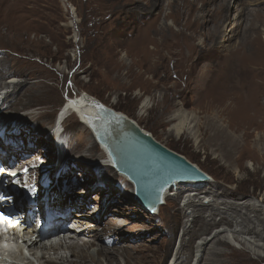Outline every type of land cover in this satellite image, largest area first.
I'll return each instance as SVG.
<instances>
[{
    "label": "rangeland",
    "instance_id": "rangeland-1",
    "mask_svg": "<svg viewBox=\"0 0 264 264\" xmlns=\"http://www.w3.org/2000/svg\"><path fill=\"white\" fill-rule=\"evenodd\" d=\"M130 1L125 0L121 5ZM229 2L235 5L230 11L232 19L241 9L248 8L256 10L246 12L245 23L254 22L256 18L264 21V3L255 8L247 6L249 0ZM113 6L112 0H0V76L4 75L0 80V93L4 94L3 87L11 78H16L21 86L13 95L14 101L3 100L4 95L0 98V145L4 138H12L17 143L16 147L22 149H18L17 155L23 158L16 161V166L39 156L46 160L42 174L50 175L52 181L44 192L52 194L59 186L66 195L68 211L76 214L78 206L81 209L88 205V212H92L89 219L93 212L104 215L101 221L103 229L109 227V219L122 221L127 225L124 228V236L128 239L125 245L131 251L141 250L156 261L165 257L163 264H173L182 244L188 245L186 256L190 254L193 257L196 244L206 237L212 239L218 231L214 228L209 229L206 236L200 231L191 238L183 237L188 222L184 217L173 231L170 220L182 210L183 200L189 192L182 191L175 204H172V199L165 201L161 205V214L150 216L133 198V187L129 182L111 168L99 170L104 155L98 146L93 155L86 152L94 139L91 131L76 116L64 125L61 141L54 134L57 130L46 136L43 132L48 128L52 130L69 99L87 94L107 108L125 114L150 132L156 141L199 165L216 187L221 186L233 194L229 200L224 197L226 199L219 202L251 201L264 209V25L261 24L255 48L254 45L251 48L241 46L244 40L242 32L241 36L235 35L232 41L225 43V51H221L232 53L234 47L236 52L239 49L235 65L247 74H242V80L235 79L238 88L232 91L224 79L228 67L219 63L221 54L212 43L203 49L198 46L203 37L176 25L170 27L171 33L161 35L158 8H147L148 13L139 17L116 13ZM172 11H176L175 8ZM246 16L249 19L246 20ZM172 20L176 24L179 21L186 24L193 17L182 19L173 13L167 18V23H172ZM168 38L169 41L165 42ZM196 45L197 48L193 47ZM199 53L203 57L197 61ZM241 57H246L243 58L245 61L242 62ZM246 80L261 85L257 90L252 87L247 92L263 106V109L259 106L254 110V115H249L255 120L250 119L253 124H249L252 127L248 130L244 128V125L248 126L247 121L242 116L239 118L241 114L236 110V101L232 102L230 98L234 95L230 93H240ZM36 84H43L45 93L51 91L44 102L30 95L36 91L33 90ZM144 103L146 109L142 110ZM182 113L185 119L175 118ZM43 114L48 121L37 118ZM182 120L185 129H191L176 137L169 129ZM221 126L229 133H235V137H241L239 141L245 149L243 155L236 153L235 159H231L220 149L213 138ZM239 157L241 160H237ZM229 160L233 161L230 163ZM58 176H64L60 179L64 181L62 184H58ZM202 190L204 188L194 194L202 193L201 199L209 196ZM81 191L89 195L78 205L75 199ZM205 211L202 214L207 218L209 213ZM247 215L250 212L244 209L228 216V219L235 218L234 225L237 222L245 224ZM223 217L216 213V223L220 224ZM73 219L66 223L67 226L73 225ZM196 229L199 231V226ZM228 235L220 237L228 241L229 246L221 247L224 255L215 261L216 264H264L263 251L256 250L254 254L234 240L236 235ZM113 237L116 236L110 238ZM212 245L211 242L208 248ZM258 253L262 258L257 256ZM203 259L202 264H209L213 260L211 252L206 251ZM189 264L196 263L193 259Z\"/></svg>",
    "mask_w": 264,
    "mask_h": 264
},
{
    "label": "bare ground",
    "instance_id": "bare-ground-1",
    "mask_svg": "<svg viewBox=\"0 0 264 264\" xmlns=\"http://www.w3.org/2000/svg\"><path fill=\"white\" fill-rule=\"evenodd\" d=\"M112 1L114 3L113 6L114 11L119 14L129 13L134 16H139L142 15L143 13L145 14L147 12L146 10L147 8H151V9L158 8L159 13H161V35H163L165 32L171 33L170 27L176 25L182 27L183 30L193 32L194 34L203 37L204 40L198 43V46H200L201 48L204 49L205 47H209V43H212L213 48H215V50L218 49L219 50L218 52H220L221 54L218 57L219 63L222 62L228 68L229 65L231 64L230 74L227 77L226 72L228 68H226V71L224 73V79L226 80L227 85L229 86V88H231L232 91H234L236 87L238 88V86H235V81L239 78H241L242 80L243 77L242 74L245 73L246 71L242 68L239 69L238 65H235L237 62L236 53H239L240 50L238 49L236 52L234 51L236 50V47H234L233 51L230 50L232 51V53L230 52L223 53L225 51L224 50V46H226L225 43L232 41L235 35L241 36V33L244 32L242 33V35L244 36L243 38L244 40L242 39L243 43L241 46H246L248 48H251V46L254 45L255 48L258 43V35L260 32L261 24L264 25L263 23L264 21L262 22V20L260 19L256 20L257 18L255 19L254 22L245 23L244 19L246 12L247 11L251 12L256 9L250 10L248 8H243L241 9L240 12H238L236 17L232 19L230 15V11L233 9L235 5L234 3L231 4L229 0H131L130 2H127V5H121V3L125 0H112ZM115 2L118 3L120 2V3L117 4ZM142 2L145 3V6L142 5ZM262 3L264 2L260 0H254V1L249 0V2L246 4L248 7L258 8L260 5H262ZM174 8L176 11L173 12L172 10ZM171 12L178 14L179 17H181L182 19L186 17H193V20L191 22H187L186 24L181 23L180 21L176 24L175 20L174 21L172 20V23H167V18H170L173 14V13L171 14ZM247 18L248 17L246 16V20ZM151 27L153 26H150L149 28ZM228 34H232V35H230V37L227 38ZM186 40L187 42L189 41V39ZM168 41L169 38L165 42ZM161 42L163 44L165 43L163 41ZM198 46L196 45L193 47L197 48ZM237 46H240V44L239 45L237 44ZM232 48L233 47H230V49ZM257 51L260 52L261 50H257ZM202 57L203 55L200 54L199 59H197V61L202 60ZM243 58L246 57H241L242 62L245 61L243 60ZM243 75L247 76V74H243ZM2 78H4V75L0 76V80ZM260 86L261 85L259 84L256 83L254 84L249 80H246V82H243L241 86L240 93L237 94H235L234 92L230 93V94H234L231 95L230 98L232 102L234 100L237 103L236 110L240 112L239 115L241 114L239 118L242 116L244 121L246 120L248 123V126L244 125V128H247L245 130H248L250 127H252L249 125V124H253L250 121V119L252 121L255 120V117L249 115H254L256 112L254 114L252 113L254 112V110H257L259 106H261L263 109L262 103L261 102L259 103L254 98L250 97L249 92H247V90L249 89L251 90L252 87H255V90H257L258 88H260ZM20 87H21L20 83L16 81V78H11L4 85L3 87L4 94L0 93V98H2V96L4 95L3 100L5 101L7 100V102L14 101V96H15L14 94L17 93ZM44 88L45 86L43 84L40 85L36 84V86L33 87V90L36 91L30 92V95L33 98H37V100L44 102L47 97L46 95L49 92H51L48 91L47 93H45ZM244 90H246V92H244ZM89 100L92 102L95 101L87 94H82L76 98L69 99L62 107L60 111V116L58 115L59 118L57 117L58 118L57 123L54 125L52 130L48 128L46 131H44L43 136H46L50 132L54 133V131L57 130V133L54 134H56V136H58L61 141L60 137L63 129L65 128L64 125L67 123L69 119H71L73 116H76L79 122L83 124L86 128H88L89 131H91L92 139H94V142L92 141L90 142L91 145L86 152L89 153V155H93V153L96 151V146L100 147V150L104 155V158H102L103 160L100 162L99 170L109 169V168L113 169L111 157H109L105 148H103L96 139L98 138V135L101 134L106 135L109 132L110 123L108 122V120L100 119L99 117L100 114L98 115L99 112L97 113L95 112L96 109H92L91 106L94 104L93 103L91 104ZM144 109H146L145 103L143 105L142 110ZM118 114H121V112H118ZM177 117H179L180 119L181 118L185 119V115L183 117V113L177 115L175 118ZM37 118L42 119L44 121H48L45 114L39 115ZM189 129L191 128H188V130ZM143 130L144 131H142V134L148 135L146 133L147 130L145 129ZM185 130L187 129H185L182 120L179 124L171 127L169 129V132L174 134L176 137H180L183 134H185L186 132ZM40 134H42V132ZM233 134L229 133L226 129H224L221 126V128H218L217 132L215 133V137L213 138L215 142L219 143L220 149H222L225 152L227 157L228 158L232 157L231 159H235L233 157L236 156L235 155L236 153L240 155H243L245 153L244 146H242L243 145L241 144L242 142L239 141V138L241 139V137L237 138ZM7 138L9 137L7 136ZM12 143L13 145H11ZM161 145L165 146L162 143ZM16 146L17 143H15L12 140V138L9 139L4 138V142L2 143V145H0L1 167L14 171V169H16L15 167L24 168V165L30 160V159H26L23 161L22 164L16 166V161L20 158H23V156L18 157L17 152L19 147L17 148ZM28 146H31V144L28 143ZM32 147L33 146H31V148ZM165 147L168 148L167 146ZM19 150L22 151V149ZM222 150H220V153ZM41 157H43V155ZM185 158L190 163L196 165L199 168V170L204 172V170L199 165L193 163L187 157ZM240 158L241 157H239L237 160H241ZM37 159H42V158H40L39 156V158ZM232 161H230V163ZM43 167H45V165ZM247 167L250 168L249 165ZM117 174L120 177H122L126 182H128V179H126V177H124L119 173ZM17 177L20 181L25 180L31 183L35 182L39 188V193H38L37 201L36 200H35L36 202L33 201L35 202V204L30 203L28 200L23 201L21 199L22 201L20 202L18 208L21 209L23 207L25 211L22 214L27 213L28 211V214L26 216V221L29 222V228L27 229L26 232H22L18 230H10L8 231L7 235L4 238H0V264H157V263L163 264L164 263L165 257L163 258V260L156 261L152 256L144 253L141 250L131 251V248L128 245H125L128 239L124 236V231H125L124 228L127 225L122 221H115L109 219L110 220L109 227H107V229H103L101 227L102 226L101 221L103 220L104 215L103 216H100L98 214L95 215L93 212L92 214L93 217L89 219V216H91L89 214L92 212H88L89 209L88 205L83 206L81 209H79L78 206L79 211L76 214H74L72 211H68V208L66 206V195L63 194L59 186L57 187L56 190H54L52 194L51 193L46 194L44 192L46 185H48L52 181L50 175H46L45 173L42 174L40 170H30L27 177H24L23 175H18ZM63 177L58 176V181H59L58 184H62L64 182V181L61 182ZM132 187H133L132 195L134 196V186L132 185ZM202 188H204V190H202L204 194L206 195L209 194V196H205L203 199L200 198L202 193L194 194V192L201 190ZM215 188L217 190H215ZM8 190L11 194L14 193L13 190H11L10 188H8ZM182 191H188L189 194L187 195L185 200H183L184 207L182 208V210L179 211V214L177 216H175L174 218H172V220H170L172 221L170 225L172 226L173 231H175V229L179 225V221L181 217L188 219V222L184 228L183 237L191 238L200 231L204 233L202 235L206 236L208 235L206 232L209 229L214 230V228L218 229V231L215 230L217 232L216 233L214 232L215 234L212 239L206 237V239H202V242L196 244V247L193 252L194 253L193 257L190 254H188V257L186 256L187 255L186 247L188 245L182 244L175 256L173 264H189L190 261L193 259H194V263L202 264L204 260L203 255L205 254L206 251L211 252V257H213L214 260V261L213 260L210 261L209 264H216L215 261L220 259L223 254L220 251L221 247L229 246L228 241L221 239L222 238L221 236L223 234L236 235V237L235 236L233 237L234 240L238 241L246 249L254 252V254H256V252L259 250L264 252V209L260 205H258L257 203H252L251 201L241 202L240 200H238L239 202L238 201L232 202L226 200L219 202V200L221 199H226L224 197H227L229 200V197L233 196V194L229 193V191L225 190L221 186L216 187V185H214L213 182L211 181H207L203 183L175 184L165 194L164 198L166 203L169 199H172L173 201L172 204H175L179 199V196L181 195L180 193ZM175 194L176 196L174 198ZM86 195H89V193L81 191L80 194L76 196L77 200L75 199V204L79 205L80 203H82ZM211 198L213 199L216 198V200H212V201L207 200ZM259 202H263V201L260 200ZM162 209L163 206L162 207L160 206L156 214L154 215L148 214V215L157 216L161 214L160 212L162 211ZM244 209L250 212V215L249 216L247 215L248 217L244 219V221H247V223L243 224V222H237V225H234L233 221L235 220V218L233 220H229L228 216H231L233 214H238V212L240 213ZM37 211L39 213V217L42 220V229L40 231H38L37 228V221L36 220L34 221V219L37 218V216L35 215V212ZM203 211L209 213V216L207 218L203 217L202 214ZM216 213L218 215L225 216L221 219L220 224H217L214 218L216 216ZM71 218H74L73 219L74 223L71 227H69L67 226L66 223L70 221ZM33 222H35V225H33ZM189 225L190 227L188 228ZM220 225L221 228L219 229ZM197 226H199V231H197L196 229ZM217 226L218 228H216ZM224 226H227L230 229L228 228L226 229ZM37 235L38 237H36ZM111 236H116V237L110 238ZM211 236L209 235V237ZM13 237L14 239H12ZM53 237L56 238L59 237V240L52 241L51 239ZM240 238L242 239L240 240ZM211 242L213 243V245L212 248L209 249L208 246ZM257 256L259 258H262V256L259 253L257 254Z\"/></svg>",
    "mask_w": 264,
    "mask_h": 264
},
{
    "label": "water",
    "instance_id": "water-1",
    "mask_svg": "<svg viewBox=\"0 0 264 264\" xmlns=\"http://www.w3.org/2000/svg\"><path fill=\"white\" fill-rule=\"evenodd\" d=\"M92 98V97H91ZM89 102L100 119L108 120L109 132L98 135V143L112 160L113 169L134 186V199L154 215L165 203V194L175 184L210 181L208 174L186 158L161 145L125 114L107 108L98 100Z\"/></svg>",
    "mask_w": 264,
    "mask_h": 264
}]
</instances>
